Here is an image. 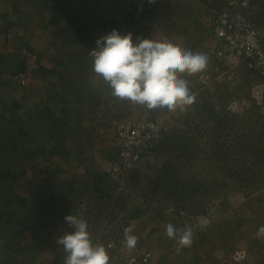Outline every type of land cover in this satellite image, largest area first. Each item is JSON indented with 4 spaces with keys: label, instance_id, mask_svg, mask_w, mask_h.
Here are the masks:
<instances>
[{
    "label": "rangeland",
    "instance_id": "1",
    "mask_svg": "<svg viewBox=\"0 0 264 264\" xmlns=\"http://www.w3.org/2000/svg\"><path fill=\"white\" fill-rule=\"evenodd\" d=\"M169 2V4L164 2L157 7L156 13L163 14L164 10H169V14L174 13V17L167 16L175 19L174 21L179 25L186 27L189 24V28L186 29L190 37L201 34L203 38L206 25H209L208 10L215 7L218 0ZM254 4L257 7L253 12L254 22L263 30L264 0H255ZM148 12L153 14L149 13L148 17L154 16V10ZM164 20L163 23H165ZM93 23L98 24V21L94 20L91 25H94ZM167 26L171 30L170 23ZM110 27L106 29L105 35L113 29L118 30V23L115 22ZM150 28L147 26L142 29V34H135L133 29L129 32L133 34L134 41L136 37H143L160 43L161 28L159 26L157 30ZM128 29L126 24L124 29H120V33L127 34ZM181 33L175 34L172 40L176 47L205 54L202 47H198L200 44L203 45L205 37L204 41L197 39L193 45H186L188 44L186 33ZM206 38V44H208L209 37ZM91 59L92 57H89L87 62L90 72L92 71ZM223 70L226 75L221 80H215L218 79L216 74H209L211 84L208 89L198 87L195 75L187 76L186 79L191 81L189 86H193L192 80L195 79L194 84L198 89L195 86L191 87V90H195L196 100L183 112L147 114L128 101L113 98L109 94L110 91L109 95L96 94L92 106L100 103L99 105L105 111L101 110L100 115H97L95 111L97 108H93L94 113L89 115L87 128L80 129L81 137L87 139L86 143H96L95 147H102L110 137L114 141L119 123L116 121L131 120L139 123L149 118L153 119L154 115H157V118L162 116L165 118L166 135L170 132L175 137V140L164 137L162 148L158 149L153 159L137 167L139 171L136 176L131 172L133 169L126 172L120 170L115 147H113L114 152L107 150L108 155L112 157V162L104 159L101 152L91 146L82 148L83 155L73 151L67 157L63 154L64 151H61L62 148L59 149L60 154L50 153L53 145L55 146V139L46 143L48 136L42 131L39 132L40 138L37 134L36 138L30 139L25 136H20L21 139L18 136L17 139L9 129L2 132L0 146L5 144L3 149H6L1 158H10L2 167L14 165L17 177L7 181V188L13 190H11V197H13L11 205L0 203V211L2 209L8 211L9 207L16 210L14 222L10 223V226L4 228L0 222V264H64L67 254L56 240L66 231H71L64 219L68 215L87 221L93 243L105 246L109 264H127L126 260L132 255L133 252L124 250L123 233L127 229L132 230L130 235L137 241L135 250L150 251L155 264H158L162 256L158 254L160 249L166 250L168 256L171 254L170 249H174L175 253L184 257L182 260H177L176 257L173 264L192 262L197 257L198 264H264V236L258 238L256 235L257 230L264 226V166L260 164L257 170L248 169L255 161H264V126L258 123V120L264 119V80L249 75L243 69H229L225 64ZM199 74H196V78ZM67 81L68 79L64 78L63 86H66ZM96 85L102 86L103 82ZM92 87L93 85H90V89ZM216 87L221 88L220 90L223 88L222 92L225 90L227 94L219 95L220 90ZM29 90L30 95L40 94V99L44 96L48 98V89L44 86L38 87L35 93L31 92V87ZM4 97L6 96L2 98ZM71 97L72 92L70 99ZM6 98L8 101V97ZM202 98L205 100L203 101ZM51 100L55 103L53 109L57 110L58 105L61 104L60 96ZM207 103H213L214 109L201 111L200 108ZM21 104L25 106L23 110L28 108L27 110L30 111L26 103ZM114 113L120 116L114 124H111V115ZM130 113L133 114L130 115ZM93 120L97 123L96 126ZM23 121L28 122V118L25 117ZM219 123L223 127L216 129L222 130V138L217 145H224L225 148H229V152H225L224 148L222 154H215L216 150H213L215 140L211 143L210 138L212 133L199 136V139H203L202 143L200 141L199 155L196 158L189 156L193 158L194 163L188 167L185 157L187 155H184L179 145L174 143H178L181 136H191L194 133L193 129L198 126H204L205 131V129H214ZM72 137L75 139V135ZM27 139L28 143H25ZM13 143L19 144L20 151L11 155L14 152V149L10 147ZM239 143H244L246 148H239L242 145L238 147ZM83 144L85 143H77V146H73L74 143H67V146L76 149L75 147L79 148ZM29 149L32 153H24ZM171 153L172 155L168 156ZM24 155H26L25 158ZM169 158L178 161L177 164L183 171L180 179L192 175L199 176L201 180L212 184L208 186H214L207 189L215 188L216 192L205 196L204 202L200 205L196 204L183 209L180 205L175 206L177 198L174 196L182 192L172 189L169 193L170 198H167L165 196L167 189H171L167 183H171V180L167 179V176L160 175L163 178L161 189H159L161 192L151 193L150 190L155 188L156 169L165 162H171ZM22 169L26 171L20 175ZM254 174L259 175L261 183H252L255 179ZM98 178L102 181L100 182ZM130 182L133 184L131 185ZM70 185L74 186L73 192ZM4 190L9 191L5 188ZM195 201L197 199L192 203ZM197 202L199 203V200ZM162 212L176 217L179 223L161 221L158 213ZM175 213L187 217L184 220L190 217V220L195 223L185 222L187 226H195L191 247L181 249L175 240L165 235L166 227L170 223L177 228H184L183 218H177ZM202 216L209 220L206 226H201L198 222V218ZM156 227L161 229L159 233L156 232ZM162 241L165 242L162 243ZM170 259L172 260V257Z\"/></svg>",
    "mask_w": 264,
    "mask_h": 264
},
{
    "label": "crops",
    "instance_id": "2",
    "mask_svg": "<svg viewBox=\"0 0 264 264\" xmlns=\"http://www.w3.org/2000/svg\"><path fill=\"white\" fill-rule=\"evenodd\" d=\"M147 1L148 0H0V56L2 57V62L0 64V71L2 70L0 73V96L3 97L5 95L8 97V101L6 97L3 98L8 106L14 101L20 104L26 103L25 105L30 107V111H28L27 108L21 112L24 113V118H28V121L32 118V114H35V116L43 114V109L41 110V108H43L44 101L45 103H50L52 101L51 96L56 98L60 96L61 104L58 105L59 107L55 112L57 125L45 123L44 128L40 131L46 133V136H48L46 137L48 140L46 143H50L49 140L53 139L52 133H55L59 128L58 125L64 121L67 120V127H72L70 130L72 133L76 132L74 127H78L79 134L75 135V139L72 137L73 134L68 136L67 132L58 139L61 148L64 149L63 154L67 157H69L73 151L75 153L78 151L80 155H83L84 148H89L90 146L95 147L96 143H86L87 139L81 137L80 129L87 128L90 119L89 115L94 113L93 108H97L95 110L97 115H100L99 112L101 110L105 111L101 108V105L98 107L92 106L93 98L96 94L109 95L108 92L110 91L107 84H105L99 76L94 74L93 71L90 72V70H88L90 67L87 66V62L89 57H91V50L96 47V40L105 35L106 29L111 28L110 26L113 25L115 18L118 19L119 32H121L120 29H124L125 25L128 24L129 29L127 32L133 29L135 34H142V29L147 26L151 27V24H153L151 20L149 22H144L142 20L143 10L147 8L145 7ZM168 1L182 2V0H162V2L169 4ZM99 5L101 6L97 7ZM173 14L174 13H170V16L174 17ZM158 19L159 17L156 18L158 23L163 22V18L159 21ZM94 20L98 21V24L93 23L95 26L91 25ZM174 20L171 19V21ZM157 22L153 24V29L151 30H157L158 26L161 28L159 31L160 33L154 32L160 34V43L167 42L176 47L172 41L175 37L174 35H178L180 32L183 34L185 33L184 30L186 31L185 35L187 36L188 43L186 45H193L194 42L201 37V34H199L198 36H192V38H190L188 34L189 31L186 29L189 24L186 25V27L181 26V30L177 28L171 31L168 29V26L167 28L163 27ZM170 24L172 27L173 23ZM79 28L83 30H78ZM80 32H84L85 39L83 41H80L79 38L76 37ZM203 33L206 38V31ZM205 44L206 40L203 42V45L200 44L198 47L201 46L202 50L205 51ZM28 47L40 54L41 67L43 69L38 73V77L31 85L21 87L13 73L20 63L21 52ZM59 52H62L61 58L58 56ZM91 64L92 59L90 66ZM68 70L70 71L69 73ZM48 72H51V74L49 75ZM64 78L68 79L65 83L66 86H63ZM184 78L186 79L187 76ZM195 79L197 80L196 75ZM195 79L192 80L193 86H189L190 89L191 87L194 88V86L198 89L200 86L198 84L197 87L194 84ZM218 80H221V78L218 77ZM4 81H6V83H2ZM99 82H103L101 86L102 89L95 91V95L92 97L91 89L93 87L90 89V85L95 86V84ZM188 82L189 84L191 83L189 80ZM42 86L48 89V98L44 96L40 99V94L30 95L29 87L32 89L31 92L35 93L37 88ZM71 92L72 97L70 99ZM86 96L88 99L84 101ZM78 97H81L78 104L74 103V100ZM51 105L54 106L53 104ZM23 107L25 106L23 105ZM103 107L106 108L105 106ZM133 113H130V115ZM189 113L190 111L188 115ZM119 116L120 114L116 113L111 115V124H114ZM123 116H125V114ZM92 122L94 126L97 125L94 120ZM116 123H118V121H116ZM40 137L39 135V138ZM112 142L110 137L105 145L102 147H95L96 151L101 152L102 157L108 161L110 160V162H112V157L108 155L109 151L107 150L114 152V145ZM67 143H74L73 146H77V143L85 144L81 145L79 148L75 147L76 149H73L68 147ZM94 153L96 154V152ZM56 154H60V152ZM175 215L178 216L177 218H183L182 220L187 218L180 214L175 213ZM158 216H160L161 221H168L173 224L179 223L176 217H171L168 213H158ZM185 222L195 224L194 221L190 220V217L188 220L183 221V227L187 226ZM191 227L193 231H195V226L191 225ZM155 230L158 233L161 231L158 227H156ZM163 242L165 241H162V243ZM166 252L167 251L164 249L159 250L158 254L162 256L158 264H173L176 261V257L177 260L184 259L181 254L175 253L174 249H170L169 252L171 254L169 256L166 255ZM170 257H172V260ZM198 263V257L194 258L192 262H184V264Z\"/></svg>",
    "mask_w": 264,
    "mask_h": 264
},
{
    "label": "clouds",
    "instance_id": "3",
    "mask_svg": "<svg viewBox=\"0 0 264 264\" xmlns=\"http://www.w3.org/2000/svg\"><path fill=\"white\" fill-rule=\"evenodd\" d=\"M208 12L210 19V10ZM208 30L206 25L207 34ZM95 44L96 47L90 52L92 71L107 84L113 98L128 101L147 114L183 112L194 104L196 94L191 91L184 77L203 72L208 64L207 55L180 49L167 42L158 43L154 39L136 37L134 41L131 32L121 34L115 29L98 38ZM165 135L166 132L157 145L155 155ZM64 219L71 231H66L56 240L67 254L64 264H109L105 246L93 243L87 221L74 215ZM198 222L206 226L209 220L202 216ZM131 231L127 229L123 233L124 250L129 253L135 250L137 244L130 235ZM165 235L175 240L181 249L193 244L191 226L177 228L170 223ZM256 235L258 238L264 236V226L257 230Z\"/></svg>",
    "mask_w": 264,
    "mask_h": 264
},
{
    "label": "built area",
    "instance_id": "4",
    "mask_svg": "<svg viewBox=\"0 0 264 264\" xmlns=\"http://www.w3.org/2000/svg\"><path fill=\"white\" fill-rule=\"evenodd\" d=\"M254 2L218 0L217 5L210 9L209 40L205 45L208 64L197 77V83L203 88L208 89L211 84L210 73L224 78V64L229 69H243L249 75L264 80V29L254 22L253 12L257 8ZM22 55L26 67L15 78L24 87L34 80L40 64L36 52L25 50ZM165 131L163 116L139 123L131 120L119 123L113 144L117 149L120 170L126 172L153 159ZM132 252L127 264H155L150 251L137 249Z\"/></svg>",
    "mask_w": 264,
    "mask_h": 264
},
{
    "label": "trees",
    "instance_id": "5",
    "mask_svg": "<svg viewBox=\"0 0 264 264\" xmlns=\"http://www.w3.org/2000/svg\"><path fill=\"white\" fill-rule=\"evenodd\" d=\"M163 3L164 2H162V0H152V2H150V0H148L145 4V7H148L149 10H154V12L156 13L155 9L157 7H160L161 4H163ZM168 3H170V2L168 1ZM148 11H147V8L145 10H143L142 20L144 22H148V20L151 19L152 23L154 24L157 21L156 18L159 17L158 21L161 18H163V20L165 19L164 20L165 23H163V22L158 23L157 22L159 25H162L163 27L167 28V25L169 23H173L172 27H171V31L176 30L177 28L179 30H181V25H179V23L174 22V21H169V19H173V18H169L167 16V15L170 16L169 10H167V9H166V11L164 10L163 14L162 13H160V14L154 13V16H151V17H148L149 16ZM151 15H153V14L151 13ZM115 22H118L117 18L114 19V23ZM153 24H151V25L153 26ZM152 26H151V28H152ZM186 28H189V25ZM78 30H83V29L79 28ZM84 32H86V31H84ZM84 32H82V33L80 32L79 35H77L78 33L76 34L77 35L76 37L79 38L80 41H83L85 39L84 38L85 36L83 34ZM184 32L186 33L185 30H184ZM190 38H192V37H190ZM200 39L204 40V36H203V38L201 37ZM205 40H207V38H205ZM28 50L35 52L34 49L29 48V47H28ZM37 54L39 56L38 62L40 64V67L36 71V77L34 78L33 81L36 80V78L38 77V73L43 69L41 67L40 54L39 53H37ZM61 54H62V52H59V54H58V56L60 58H61ZM1 59H2V57L0 56V64L2 62ZM68 61H69V59H68ZM25 67H26L25 62L21 59L18 67L15 69L14 72H17L21 69H25ZM48 74L50 75L51 72H48ZM13 75H17V74H13ZM33 81L31 83H29L28 85H31L33 83ZM98 89H102V87L100 85L95 84V86H93V88L91 89L92 97L95 95V91H97ZM217 89H219V88H217ZM192 92H195V90H192ZM219 93H220L219 95H222V96L227 94V92L225 90L223 92H222V90H220ZM52 98H56V97H51V99ZM80 98L81 97L77 98V100H76L77 104H78V101L80 100ZM1 99H0V114H1V116H0V135L2 134V132H6L7 129H9L12 131L13 136H15L17 139H18V136L19 137L25 136V137H28L29 139L30 138H36L37 134L39 135L40 130L42 128H44L45 123H47L49 125H52V124L57 125V118L55 117L56 110H54L53 109L54 106L51 105V104L55 105L54 101H51L50 103L47 102V103L43 104V108H41V110L43 109L42 115L40 114L39 116L38 115L35 116V114H32L31 115L32 118H30V122L29 121L24 122L23 121L24 113L21 112L23 110V105H21L17 101H14V102H12V104H10L8 106L6 101L2 97H1ZM87 99L88 98L86 96L84 98V101H87ZM202 100L204 101L205 99L202 98ZM99 104L100 103L96 104L94 107H98ZM214 106L215 105L213 103H207V104H205V106L203 105V108H200V110L201 111H203V110L204 111H212L214 109ZM36 111H38V110H36ZM156 116L154 115L153 119L157 118ZM66 121L59 124L58 130L55 131V133H52V136L55 139V146L53 145L50 153H59V151H60L59 149H61V144H60V141L58 139H60V137L63 134H65L66 132H67L68 136H70L71 134H73V136L76 134H79L78 127H74L76 132L72 133L70 131L72 129V127H70V128L67 127ZM122 121L123 120H118L119 123H121ZM258 121H259L258 122L259 124L261 123V125L264 126V119L263 118L261 120H258ZM220 123L217 124V126L214 129L213 128L211 130L205 129V131L203 130L204 126H202V127L198 126V127L193 129L194 130V133H192L193 135L191 134V136H189V137L188 136H185V137L181 136L178 139V143H174V144L179 145V149H181V151L184 152V155H187L185 157L187 158L186 165L188 167L189 166L191 167V165L194 163L193 158H196L199 155L200 141H201V143L203 141V139H199V136H206V134L212 133V134H210V135H212L210 138L212 140L211 143L213 142V140H215L213 142L214 143L213 150H216L215 154H218V153L222 154L224 152L225 146L224 145H217V142H219V140L222 138V133H221L222 130L216 129L217 127H219V128L223 127L220 125ZM17 139H16V142H17ZM20 139H21V137H20ZM165 139L175 140V137L173 134H169V135L165 136ZM25 143H28V139L25 140ZM36 143H37V140H36ZM240 145H241V147H239ZM3 146H0V169H2V170H0V203H5L7 205H11V203L13 201L12 200L13 197H11V190L12 189L7 188V181H9L11 179H15L17 177V175L14 171V167H15L14 165H10L6 168L2 167V165L10 159V158H5V159L1 158V155L3 154L4 150L6 149V148L3 149ZM244 146H245L244 143H239V145H238V147L241 149L246 148V146L245 147ZM10 147L14 149V152L11 155H14V153L20 151V146L18 143H13ZM160 147L162 148V145H159V148ZM61 151H64V149L62 148ZM27 152L32 153L30 149L24 153H27ZM225 152H229V148H225ZM171 155H172V153L168 154V156H171ZM25 156L26 155H24V158H25ZM162 156H163V154H162ZM189 156H191L193 158H191V157L189 158ZM168 160H171V162H165L162 164V166L160 168L156 169V171H155L156 178L154 180V187L155 188L152 191L150 190L151 193L154 194V193H158L160 191L159 190V189H161L160 185L162 186V181H163V178L161 176H167L168 177L167 179L170 178V180H171V183H169V182L167 183L169 185V187H171V189H167L166 194H168V195L165 194V196L167 198H170L171 195H169V193L171 192L172 189L175 191L179 190L182 192V194H178V195L176 194L174 196H176V198H177L175 206L180 205L183 209L188 208L189 206L196 205V204L200 205L201 203L204 202L203 199L205 198V196L213 195L214 192H216L215 188L211 189L214 186H208V185H212V184H208L204 180H201L199 178V176L192 175V176H188V177L180 179V176L182 175L183 171L180 169L179 165L177 164L178 161L175 159L177 161L176 162L174 159H171V158H169ZM260 164L262 166H264V161H262V160H261V162H260V160H258V162L255 161L248 169L250 171L257 170V166H259ZM25 171H26V169H22L20 171V175H23L24 174L23 172H25ZM58 171H61V169L60 170L58 169ZM137 171H139V170L136 168V169L132 170L131 172L133 173L134 176H136ZM102 174L104 175V173H102ZM253 177H255V179L252 180L253 184L254 183H256V184L261 183V182H259V178H260L259 175L254 174ZM101 178H98V180L102 181ZM132 182H134V180ZM132 184L133 183H131V185ZM207 187H211V188L207 189ZM4 188L9 189V191L4 190ZM70 188H71V192H73L74 186L70 185ZM195 199H197V201L199 200V203L197 201L192 203V201ZM125 206H126V204H125ZM9 208L10 209L8 211H6L5 209H2L0 211V222H2L1 224L4 226V228H6L5 226H10V223L14 222V216L16 215V210L13 209L12 207H9Z\"/></svg>",
    "mask_w": 264,
    "mask_h": 264
}]
</instances>
